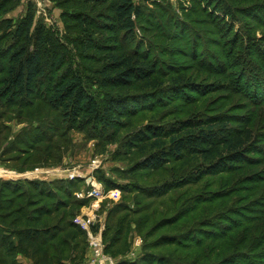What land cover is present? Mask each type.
I'll return each mask as SVG.
<instances>
[{"label":"rangeland","instance_id":"rangeland-1","mask_svg":"<svg viewBox=\"0 0 264 264\" xmlns=\"http://www.w3.org/2000/svg\"><path fill=\"white\" fill-rule=\"evenodd\" d=\"M212 3L149 0L140 5L157 18V29L152 33L139 29L136 42L124 48L149 54L158 86L139 84L131 89L132 116L102 139L94 138L92 130L73 129L48 105L45 90L13 104L0 97V182L55 183L69 191H54L48 197L28 184L19 185L22 195H16L12 208H29L31 202L68 208L60 214L68 224L72 214L82 215L90 208L91 203L81 208L76 203L84 200L78 195L91 178L105 184L107 194L98 215L106 224L105 244L117 242L110 251L118 264L138 263L147 255L171 264H226L229 256L237 264H264V0H220L214 7ZM12 7L0 12V92L16 46L14 34L29 10L35 16L33 32L44 27L56 39L76 36L55 1L9 0L4 10ZM88 36L107 43L108 33L102 29ZM100 58L74 57L73 62L74 68H87L88 84L105 100L115 93L96 84L94 73L106 62L97 61ZM215 116L231 128L253 130L257 146L253 163L183 187L174 183L197 172L191 160L169 161L157 170L139 168L149 149L141 143L142 136L150 128L168 130L189 119ZM69 182L74 185L71 190ZM11 197L0 194V205L8 208ZM77 233L68 230L61 236ZM162 238L166 239L160 243ZM78 241L81 258L65 264L91 262L84 237ZM203 242L206 245L201 246Z\"/></svg>","mask_w":264,"mask_h":264},{"label":"trees","instance_id":"trees-1","mask_svg":"<svg viewBox=\"0 0 264 264\" xmlns=\"http://www.w3.org/2000/svg\"><path fill=\"white\" fill-rule=\"evenodd\" d=\"M52 1L63 9L67 28L76 36H64L63 41L56 39L44 27L33 32L35 16L29 10L14 34L16 46L5 70L0 97L13 104L18 99L34 98L45 90L42 95L48 105L60 112L73 129L80 132L92 130L94 138L102 139L110 129L120 128L124 120L132 116L134 102L131 89H136L139 84L148 88L158 86L154 79L156 68L149 54L138 48L128 52L124 48L136 42L139 29L144 33L154 32L157 18L153 14L147 15L142 6L136 5L133 0ZM212 1L214 7L220 0ZM8 3L9 0L0 2V12L13 9L4 10ZM96 29L108 33L107 43L88 39V35ZM93 55L101 57L97 61L106 60L94 73L96 84L115 93L109 94L105 100L96 95L88 84L85 77L87 68H74V57L80 61H92ZM142 138L141 143L149 149L146 148L148 153L139 166L141 169L157 170L169 161L183 163L191 160L194 163L197 172L177 179L174 184L178 187L197 184L205 176L232 172L253 163L255 159L252 157L257 151L255 134L250 127L231 128L218 116L189 119L168 130L150 128ZM138 145L141 144H134L135 147ZM24 184L30 185L35 193L48 197H52L54 191L69 193L64 187H55V183L49 185L53 190H48L49 186L44 182H0V194L12 196L7 199L8 208L0 205V264H16L14 258L18 252L29 254L35 264H65L66 261L80 259L79 238L84 237L85 251L89 247L87 233L75 223L80 214H72L71 221L66 224L65 216L60 214L68 208H44L40 204L35 206L33 202L27 206L29 208H12L18 201L16 195H22L18 192L19 185ZM73 187V182H69L67 189ZM85 187L90 189L87 183ZM91 201L78 200L76 204L81 208ZM59 216L60 220L55 222ZM68 230L81 231V234L62 237ZM105 235L106 232L104 243ZM165 239L162 238L160 243ZM116 243L113 246L106 244V253L113 257L110 250L115 251ZM204 245L205 242L201 246ZM226 261V264H237L231 256ZM133 264L171 263L166 258L152 259L147 255L141 262Z\"/></svg>","mask_w":264,"mask_h":264},{"label":"built area","instance_id":"built-area-1","mask_svg":"<svg viewBox=\"0 0 264 264\" xmlns=\"http://www.w3.org/2000/svg\"><path fill=\"white\" fill-rule=\"evenodd\" d=\"M136 5H141L149 0H133ZM88 190H83L79 195V199H91V206L87 208V213L79 215L75 223L87 233L89 252L91 254V262L88 264H118L117 260L106 253L107 245L104 243V232L106 224L98 215L100 212V202L106 197L105 186L94 179L87 178Z\"/></svg>","mask_w":264,"mask_h":264},{"label":"crops","instance_id":"crops-1","mask_svg":"<svg viewBox=\"0 0 264 264\" xmlns=\"http://www.w3.org/2000/svg\"><path fill=\"white\" fill-rule=\"evenodd\" d=\"M14 259H15L14 261L16 264H35L33 258L30 257L29 254L27 253L18 252L15 255Z\"/></svg>","mask_w":264,"mask_h":264}]
</instances>
